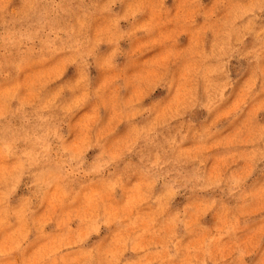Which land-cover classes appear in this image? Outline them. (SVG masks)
Returning <instances> with one entry per match:
<instances>
[{
    "label": "rangeland",
    "instance_id": "rangeland-1",
    "mask_svg": "<svg viewBox=\"0 0 264 264\" xmlns=\"http://www.w3.org/2000/svg\"><path fill=\"white\" fill-rule=\"evenodd\" d=\"M0 264H264V0H0Z\"/></svg>",
    "mask_w": 264,
    "mask_h": 264
}]
</instances>
